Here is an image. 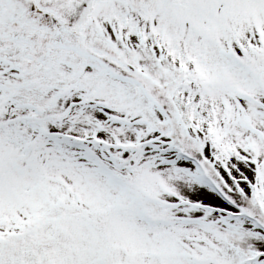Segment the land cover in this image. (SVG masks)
Instances as JSON below:
<instances>
[{"label":"snow or ice","instance_id":"snow-or-ice-1","mask_svg":"<svg viewBox=\"0 0 264 264\" xmlns=\"http://www.w3.org/2000/svg\"><path fill=\"white\" fill-rule=\"evenodd\" d=\"M0 264H264V0H0Z\"/></svg>","mask_w":264,"mask_h":264}]
</instances>
